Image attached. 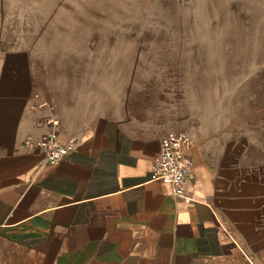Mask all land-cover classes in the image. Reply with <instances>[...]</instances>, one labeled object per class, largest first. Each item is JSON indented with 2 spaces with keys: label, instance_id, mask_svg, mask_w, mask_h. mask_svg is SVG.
<instances>
[{
  "label": "crops",
  "instance_id": "1",
  "mask_svg": "<svg viewBox=\"0 0 264 264\" xmlns=\"http://www.w3.org/2000/svg\"><path fill=\"white\" fill-rule=\"evenodd\" d=\"M20 48L0 46V264H264V146H194L181 198L153 177L166 128L136 113L64 123L48 163L24 142L55 99Z\"/></svg>",
  "mask_w": 264,
  "mask_h": 264
},
{
  "label": "rangeland",
  "instance_id": "2",
  "mask_svg": "<svg viewBox=\"0 0 264 264\" xmlns=\"http://www.w3.org/2000/svg\"><path fill=\"white\" fill-rule=\"evenodd\" d=\"M0 46L31 53L57 131L132 112L196 149L264 146V0H0Z\"/></svg>",
  "mask_w": 264,
  "mask_h": 264
},
{
  "label": "built area",
  "instance_id": "3",
  "mask_svg": "<svg viewBox=\"0 0 264 264\" xmlns=\"http://www.w3.org/2000/svg\"><path fill=\"white\" fill-rule=\"evenodd\" d=\"M56 122L52 121L48 133L36 142H24L26 146L33 145L44 149L45 161L48 163L60 160L75 141V138H70L68 142H60ZM193 147V138L182 130L167 131L160 139L158 154L152 165L153 177L169 185L171 193L176 197L181 198L187 194V182L194 165L190 154Z\"/></svg>",
  "mask_w": 264,
  "mask_h": 264
},
{
  "label": "bare ground",
  "instance_id": "4",
  "mask_svg": "<svg viewBox=\"0 0 264 264\" xmlns=\"http://www.w3.org/2000/svg\"><path fill=\"white\" fill-rule=\"evenodd\" d=\"M191 134V136H193V134L192 133H190Z\"/></svg>",
  "mask_w": 264,
  "mask_h": 264
}]
</instances>
